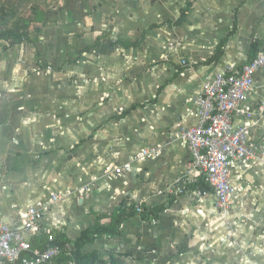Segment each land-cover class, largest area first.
<instances>
[{
    "label": "crops",
    "instance_id": "obj_1",
    "mask_svg": "<svg viewBox=\"0 0 264 264\" xmlns=\"http://www.w3.org/2000/svg\"><path fill=\"white\" fill-rule=\"evenodd\" d=\"M29 2L28 17L15 23L28 39L0 50V221L59 191L66 197L44 221L75 241L122 207L164 205L156 220L137 211L119 236L83 251L119 264H264V68L249 114L236 120L251 123L261 158L234 170L240 203L227 213L211 191L196 194L178 138L194 122L189 98L205 76L250 61L252 43H264V0ZM187 2L186 21L175 25ZM155 147L157 157L131 172L103 173Z\"/></svg>",
    "mask_w": 264,
    "mask_h": 264
},
{
    "label": "built area",
    "instance_id": "obj_2",
    "mask_svg": "<svg viewBox=\"0 0 264 264\" xmlns=\"http://www.w3.org/2000/svg\"><path fill=\"white\" fill-rule=\"evenodd\" d=\"M182 65L188 64L182 59ZM264 68V49L241 66H226L208 73L201 92L189 98L192 105L193 124L182 126L179 139L190 156L192 182L203 178L214 197L217 210L225 214L241 192L233 185L232 175L238 166L250 167L261 158L260 145L250 137V122L236 123L249 114L248 100L256 93V76ZM257 112L264 116V97L257 105ZM157 148H143L119 165L104 168V174L121 176L133 169V163L157 157ZM141 169V167H137ZM97 179V177H95ZM208 191H196L202 195ZM66 194L53 191L42 201L29 205L19 212L14 222L0 221V264H49L59 257L62 248L49 245L40 250L33 241L47 234L53 239L52 230L44 221L46 213ZM141 212V206L137 207Z\"/></svg>",
    "mask_w": 264,
    "mask_h": 264
},
{
    "label": "trees",
    "instance_id": "obj_3",
    "mask_svg": "<svg viewBox=\"0 0 264 264\" xmlns=\"http://www.w3.org/2000/svg\"><path fill=\"white\" fill-rule=\"evenodd\" d=\"M189 4L190 3L187 2L186 8L181 9L180 16L174 22L175 25H181L186 21V16L190 6ZM3 39L7 41L11 39L10 45L17 44L28 39V33H26L25 31L19 33L14 32L10 29H1L0 40ZM6 48L7 46L4 47V49ZM261 49H264V43L260 41L253 42L251 45L252 55L250 59L252 60L256 56L257 52ZM192 187L195 190H200L201 192L210 190L208 184L204 181L203 178L198 179L196 182H194ZM136 209L137 208L134 205H130L125 208L122 207L119 211L109 216V224H100L98 222L94 226L88 227L83 230L80 237L75 241H71L64 230L54 229L52 230V240L48 238L47 234L40 235L33 241L34 246H37L40 250L46 248L49 245L60 246L62 248V252L59 257L55 258L54 260H57L61 263L69 260L75 264H119L113 255L108 256V258H101L97 250L84 252L83 249L87 244L94 243L96 240L102 237L111 238L119 236L121 225L137 215ZM164 209H166V206L161 205L150 209L148 212H145L146 209H142L140 214L146 221L156 220L159 216V213Z\"/></svg>",
    "mask_w": 264,
    "mask_h": 264
},
{
    "label": "rangeland",
    "instance_id": "obj_4",
    "mask_svg": "<svg viewBox=\"0 0 264 264\" xmlns=\"http://www.w3.org/2000/svg\"><path fill=\"white\" fill-rule=\"evenodd\" d=\"M10 3L8 5L9 8H12L13 6H16V5H17V8L15 7V10H12V9L10 10L9 8H7L8 9L7 10L8 12H7L6 7L4 8L0 6V29H5V30L10 29V30H13L14 32H19V31L22 32L24 31L25 27L19 24L15 25V23L18 22V20H21L22 18L25 19L28 17L27 15H28L29 9L26 8V5L30 4L31 2H29V0H11ZM13 22L14 24L12 25ZM3 25L4 27H2ZM1 44L3 46L0 47V50H2L5 46H9L10 41H7L6 44L4 42H2Z\"/></svg>",
    "mask_w": 264,
    "mask_h": 264
}]
</instances>
